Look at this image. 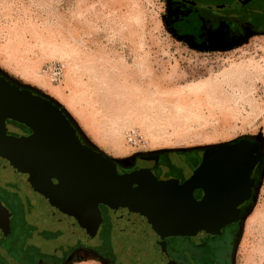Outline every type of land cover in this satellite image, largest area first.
I'll use <instances>...</instances> for the list:
<instances>
[{"label": "rangeland", "instance_id": "374dc122", "mask_svg": "<svg viewBox=\"0 0 264 264\" xmlns=\"http://www.w3.org/2000/svg\"><path fill=\"white\" fill-rule=\"evenodd\" d=\"M0 74L54 101L89 146L123 165L246 138L264 145V32L194 46L173 29L170 0H0ZM17 180L3 167L0 196L27 202ZM97 244L67 264H121L118 246ZM236 257L264 264V167Z\"/></svg>", "mask_w": 264, "mask_h": 264}, {"label": "water", "instance_id": "95a60500", "mask_svg": "<svg viewBox=\"0 0 264 264\" xmlns=\"http://www.w3.org/2000/svg\"><path fill=\"white\" fill-rule=\"evenodd\" d=\"M8 117L28 125L33 133H8ZM239 154L230 145L208 148L202 165L184 183L164 184L145 176L144 182L135 185L132 173H119L116 161L82 139L58 104L24 91L0 74V163L12 167L18 180L38 199L52 202L58 212L69 215L75 223L84 224L91 217L97 230L103 221L100 205H108L118 215L116 236H136L141 248L152 250L156 243L163 246L167 236L204 237L233 222L237 200L248 197L253 166L245 171V189L226 215L212 212V186L216 183L214 176L224 171V161ZM54 155L60 156L61 162ZM96 163L105 168L107 180H99ZM186 186L184 206H174ZM196 187L205 188L201 201L194 196ZM191 205L198 206L199 211L187 214ZM10 220L11 212L0 199V228L6 233Z\"/></svg>", "mask_w": 264, "mask_h": 264}, {"label": "flooded vegetation", "instance_id": "af4514ba", "mask_svg": "<svg viewBox=\"0 0 264 264\" xmlns=\"http://www.w3.org/2000/svg\"><path fill=\"white\" fill-rule=\"evenodd\" d=\"M170 1L173 29L194 46H227L244 38L249 29L264 32V0ZM6 123L10 134L33 133L28 125L12 118L8 117ZM230 146L235 149L249 148L254 162L248 197L237 200L235 220L225 227L204 237L167 236L163 246L156 243L152 250L141 248L137 245L136 236H116L114 228L116 230L118 225V215L108 205H100L103 221L95 230L88 220L84 224L75 223L72 217L58 212L50 202L38 199L30 187L17 180L28 193L29 200L25 202L20 195L16 200L0 196L11 212L9 231L6 233L0 228V264H67L75 252L87 248L93 241L98 242L92 247L96 251L110 248L113 245L112 236L123 242L113 245L121 249V264H238L236 256L241 225L256 200L264 167V145L254 138H246ZM206 151H161L135 156L127 165L116 163L119 173L134 175L135 185L142 182L145 176L155 177L164 183L182 184L202 165ZM3 167L10 166L0 163V171ZM10 168L18 179L15 170ZM205 195V188H195L197 200L201 201ZM31 216L36 221H26Z\"/></svg>", "mask_w": 264, "mask_h": 264}, {"label": "bare ground", "instance_id": "6f19581e", "mask_svg": "<svg viewBox=\"0 0 264 264\" xmlns=\"http://www.w3.org/2000/svg\"><path fill=\"white\" fill-rule=\"evenodd\" d=\"M237 151H240V154L238 156H233L231 158H228L224 161V171L221 173V175L214 176V180L216 183L213 182L212 189H214V192L212 193L213 202H214V208L215 210H212V212H215L217 214L226 215L228 214L230 207L232 205V202L234 199H238L240 196L239 194L242 193V191L245 189L246 183H247V177L245 175V171L248 169V166H253V156L251 154V150L249 148H243V149H235ZM79 156L83 157V153L77 152ZM56 158H58V161L61 162V158L58 155H54ZM58 156V157H57ZM60 168V167H59ZM96 168L99 180H107L108 178L104 175L105 168L96 163ZM223 179V180H222ZM145 181V178L143 179V182ZM213 181V180H212ZM232 182V183H231ZM164 183V182H162ZM164 183V184H171ZM218 183V184H217ZM226 184V185H224ZM232 184V185H231ZM224 185V186H222ZM217 186V187H216ZM182 193L179 194V197H176L178 200L174 202V206L182 207L185 203H183L184 196L187 197V186L182 188ZM183 198V199H182ZM53 205V203L51 202ZM180 205V206H179ZM186 207V206H185ZM185 207L184 210L186 209ZM198 206L191 205L187 208L186 213H193L197 212ZM83 216H88L89 214L83 213ZM92 215V214H91ZM94 216V215H93ZM88 221H91L90 219H87Z\"/></svg>", "mask_w": 264, "mask_h": 264}, {"label": "trees", "instance_id": "16d2710c", "mask_svg": "<svg viewBox=\"0 0 264 264\" xmlns=\"http://www.w3.org/2000/svg\"><path fill=\"white\" fill-rule=\"evenodd\" d=\"M190 151H195V150H188V151H185V152H190Z\"/></svg>", "mask_w": 264, "mask_h": 264}]
</instances>
